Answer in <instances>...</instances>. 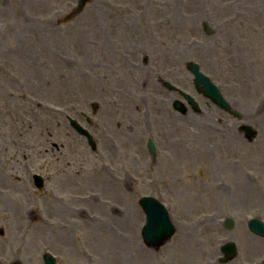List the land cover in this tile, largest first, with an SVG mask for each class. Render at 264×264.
Segmentation results:
<instances>
[{"label": "rangeland", "instance_id": "374dc122", "mask_svg": "<svg viewBox=\"0 0 264 264\" xmlns=\"http://www.w3.org/2000/svg\"><path fill=\"white\" fill-rule=\"evenodd\" d=\"M62 6L52 1L39 13L30 0L0 2V188L17 181L20 192L4 200L10 216L0 219L6 231L0 245L9 253L37 252L49 238L65 246L69 241L54 225L63 219L69 237L79 239L74 228L83 232L99 264H144L123 245L125 237L148 252L147 264H162L168 255L174 264H208L217 231L230 233L219 225L222 216L257 204L235 190L238 180L254 187L244 181L245 168L260 174L264 194V0H88L76 18L59 24ZM35 9L40 22L33 24ZM203 21L212 34L203 32ZM187 60L242 106L260 100L250 121L259 127L252 142L235 127L237 119L193 88ZM165 79L191 93L200 109L174 111L171 99L178 94L163 86ZM93 102L97 122L91 124L79 111L91 114ZM67 114L94 135L96 149L70 127ZM148 136L154 156L145 147ZM23 164L36 165L45 179L41 188ZM222 178L232 188L229 196L227 184L226 190L216 185ZM48 187L60 199L50 197ZM142 195L160 196L185 232L176 231L161 248L144 246ZM208 211L217 216H200ZM204 247L214 250L203 254Z\"/></svg>", "mask_w": 264, "mask_h": 264}, {"label": "flooded vegetation", "instance_id": "af4514ba", "mask_svg": "<svg viewBox=\"0 0 264 264\" xmlns=\"http://www.w3.org/2000/svg\"><path fill=\"white\" fill-rule=\"evenodd\" d=\"M1 1H4V0H0ZM52 1L55 2L56 5H59V3H61L62 1L61 0H30V3L31 4H36L38 5L41 9L38 10V12L40 13L43 9L45 10H48V9H51L52 7ZM36 15H38L37 13V10L35 9L34 10ZM39 16H36L35 18L39 19L38 18ZM48 17L47 16H44L41 20L42 21H47ZM37 22H40V20H37V21H34L33 24H36ZM35 35V34H34ZM42 35H48L46 33L42 34ZM14 54H18L17 52L13 53L12 56H14V58L18 57V55H14ZM2 64L0 62V70L2 69ZM0 200H2V198L0 197ZM1 209H0V219L2 220V214L4 211H6L7 213L8 210H4V204L0 205ZM2 211V212H1ZM71 228H74L75 226H70ZM243 227V225H242ZM64 228H68L67 226H65ZM4 230H3V227H0V234H3ZM64 232L63 230H60V231H57V233H62ZM65 238L69 239V243L68 242H65V247L64 249L62 250L63 253H62V256L63 254L65 255L63 257V260L62 261H57L58 264H84V261H83V253L82 251L79 249V242L73 237V236H70L69 235H64ZM62 238V237H61ZM74 239V240H73ZM1 240V239H0ZM3 245V243H2ZM2 245H0V254H2ZM11 247V244L10 246ZM33 249L34 247H31V248H28V247H20V250L23 252V255L21 256H15L14 259H16L17 261L19 260H23V261H28V264H45L44 263V260L42 257H34L32 254H33ZM70 260L72 261V263L70 262ZM67 261V262H65Z\"/></svg>", "mask_w": 264, "mask_h": 264}, {"label": "water", "instance_id": "95a60500", "mask_svg": "<svg viewBox=\"0 0 264 264\" xmlns=\"http://www.w3.org/2000/svg\"><path fill=\"white\" fill-rule=\"evenodd\" d=\"M206 31L209 32V29ZM187 66L190 69H192L196 74L195 84H196L197 89L200 91L203 90L204 93L208 94L213 99H215L217 102H219L220 100H219V97L217 95V92L212 90L210 87L211 85L207 82L205 77L202 76L200 73H198L197 66L191 62L187 63ZM200 82H202V85H200ZM157 224H159L160 228L165 226V230H164V232H163V230H158L157 232H147V234H149V237L145 236V238L149 242H156V243L161 242L162 240L166 239L170 235V233L172 232V228H168L169 223L166 220L160 219L157 222Z\"/></svg>", "mask_w": 264, "mask_h": 264}, {"label": "bare ground", "instance_id": "6f19581e", "mask_svg": "<svg viewBox=\"0 0 264 264\" xmlns=\"http://www.w3.org/2000/svg\"><path fill=\"white\" fill-rule=\"evenodd\" d=\"M232 136H233L234 139L236 138V134L235 133H233ZM184 232L185 231H182V233H184ZM131 244H132V248L136 252L135 254L137 256L143 257L145 255V253L142 250L138 249V246L135 245L133 242L127 243L125 246H129Z\"/></svg>", "mask_w": 264, "mask_h": 264}]
</instances>
